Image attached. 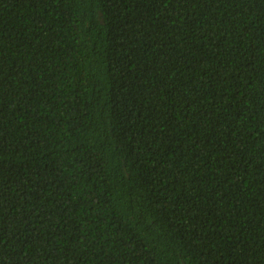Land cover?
I'll return each instance as SVG.
<instances>
[{"label": "trees", "instance_id": "obj_1", "mask_svg": "<svg viewBox=\"0 0 264 264\" xmlns=\"http://www.w3.org/2000/svg\"><path fill=\"white\" fill-rule=\"evenodd\" d=\"M0 264H264V0H0Z\"/></svg>", "mask_w": 264, "mask_h": 264}]
</instances>
